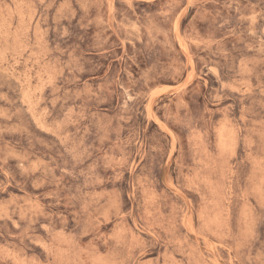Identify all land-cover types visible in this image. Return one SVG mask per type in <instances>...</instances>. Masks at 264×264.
<instances>
[{"label": "rangeland", "instance_id": "obj_1", "mask_svg": "<svg viewBox=\"0 0 264 264\" xmlns=\"http://www.w3.org/2000/svg\"><path fill=\"white\" fill-rule=\"evenodd\" d=\"M0 264H264V0H0Z\"/></svg>", "mask_w": 264, "mask_h": 264}]
</instances>
